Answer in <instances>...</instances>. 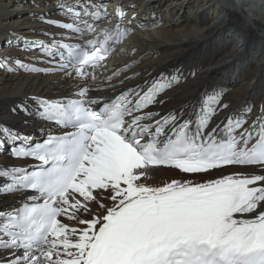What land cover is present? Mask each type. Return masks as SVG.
<instances>
[{
    "label": "snow or ice",
    "instance_id": "6c2138e0",
    "mask_svg": "<svg viewBox=\"0 0 264 264\" xmlns=\"http://www.w3.org/2000/svg\"><path fill=\"white\" fill-rule=\"evenodd\" d=\"M57 7L72 22L44 13L38 19L69 30L76 43L46 32L50 44L15 34L9 41L41 49L53 67L0 60L10 72H63L84 81L76 85L77 99L34 98V114L65 129L60 134L33 143L34 137L0 124V148L39 162L0 166L6 179L0 195L37 193L0 212V253H7L0 264H264V104L254 118L253 105L229 112L224 90L213 89L161 115L149 109L164 105L181 77L160 73L115 94L139 75H124L136 60L101 81L112 96L91 97L113 45L131 30L122 26L126 12L116 5L113 24L103 3L57 0ZM163 167L183 175L151 183ZM228 167L252 170L212 175Z\"/></svg>",
    "mask_w": 264,
    "mask_h": 264
},
{
    "label": "bare ground",
    "instance_id": "6f19581e",
    "mask_svg": "<svg viewBox=\"0 0 264 264\" xmlns=\"http://www.w3.org/2000/svg\"><path fill=\"white\" fill-rule=\"evenodd\" d=\"M115 1L105 3L108 12ZM138 1L152 11L131 18ZM68 2L74 3V0ZM118 5L126 12L122 26L131 30L115 45L114 53L105 62L107 70L97 72L100 89L90 92L91 97L112 96L113 90L106 89L101 81L117 68L136 60L124 75H139L117 86L115 94L128 87L143 85L160 73L179 75L180 83L166 93L167 102L150 108V111L164 115L171 109L198 102L213 89H223V99L230 105L229 112L253 105L254 118L255 111L264 104V0H124ZM41 13L48 19L72 22L57 7V0H0V60L10 57L11 67H15L16 59L39 69L53 67L47 62L48 57L46 62L43 60L41 49L37 48L41 52L37 49L29 51L24 49L22 42L9 43L15 34L50 44L51 36L43 35L45 32L57 34L56 39H61L59 34H63L64 39L74 40L70 39L73 34L69 30L42 23L38 19ZM112 19L114 24L115 15ZM128 21H131L130 25ZM106 23L99 22V28L103 26V29ZM124 47L127 48L124 50ZM83 83L66 77L63 72H26L23 69L10 72L0 67V124L29 136L34 133L31 127H38L35 129L38 131L45 125L43 119L34 114L35 97L48 100L77 97L76 85ZM21 105L28 111L22 110ZM227 114L217 116L212 126ZM7 147L0 148V166H22L25 160L11 158ZM251 170L228 167L212 175ZM182 175L175 169L163 167L155 172L151 183L158 185ZM4 182L6 179L0 178V183ZM23 196L24 193L0 195V212L19 206ZM4 254L0 253V256Z\"/></svg>",
    "mask_w": 264,
    "mask_h": 264
},
{
    "label": "rangeland",
    "instance_id": "374dc122",
    "mask_svg": "<svg viewBox=\"0 0 264 264\" xmlns=\"http://www.w3.org/2000/svg\"><path fill=\"white\" fill-rule=\"evenodd\" d=\"M53 11H51V13H52ZM15 31H13V33H14ZM23 35V34H22ZM24 36H27V35H24ZM176 171H178V170H176ZM179 172V171H178ZM175 178H179V177H175ZM197 179H199L200 177H196Z\"/></svg>",
    "mask_w": 264,
    "mask_h": 264
}]
</instances>
